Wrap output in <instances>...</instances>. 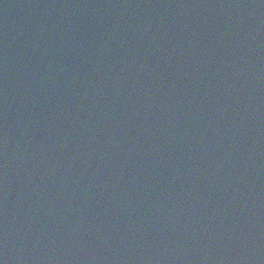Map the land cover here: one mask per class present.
Here are the masks:
<instances>
[{
    "label": "water",
    "instance_id": "water-1",
    "mask_svg": "<svg viewBox=\"0 0 264 264\" xmlns=\"http://www.w3.org/2000/svg\"><path fill=\"white\" fill-rule=\"evenodd\" d=\"M4 264H264V0H0Z\"/></svg>",
    "mask_w": 264,
    "mask_h": 264
},
{
    "label": "snow or ice",
    "instance_id": "snow-or-ice-1",
    "mask_svg": "<svg viewBox=\"0 0 264 264\" xmlns=\"http://www.w3.org/2000/svg\"><path fill=\"white\" fill-rule=\"evenodd\" d=\"M0 264H3V261L2 260H0Z\"/></svg>",
    "mask_w": 264,
    "mask_h": 264
},
{
    "label": "clouds",
    "instance_id": "clouds-1",
    "mask_svg": "<svg viewBox=\"0 0 264 264\" xmlns=\"http://www.w3.org/2000/svg\"><path fill=\"white\" fill-rule=\"evenodd\" d=\"M3 261V260H2ZM3 264H4V261H3Z\"/></svg>",
    "mask_w": 264,
    "mask_h": 264
}]
</instances>
